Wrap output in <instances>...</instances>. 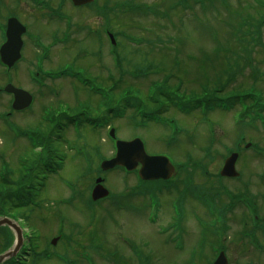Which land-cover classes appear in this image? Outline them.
I'll return each mask as SVG.
<instances>
[{
    "label": "rangeland",
    "instance_id": "rangeland-1",
    "mask_svg": "<svg viewBox=\"0 0 264 264\" xmlns=\"http://www.w3.org/2000/svg\"><path fill=\"white\" fill-rule=\"evenodd\" d=\"M149 1L151 0H148V2ZM254 1L255 0H214V3L207 6L206 12H201V10L204 9L197 5V12L195 15L190 14L188 11L182 12L181 15L178 14L179 16H177L176 19H178V17H181V20L179 22L177 21L176 25L178 26V28L175 31L167 20H158L149 15L147 17H140V19L135 20L136 25L140 22L141 24L139 26H136L134 24L136 27L134 26L132 29H129L127 27L129 23H127V25H124V28L127 27L126 29H117L118 27H114L112 28V30L115 31L117 29L118 37L115 33V37H117L116 40H120L121 42L120 44L116 43L115 45L116 55L114 53V57L116 56L118 58H116L118 61L114 60L113 56L109 54V52L106 54V49H108V46H104L102 44H100L99 46V49L102 52V56H100V62L97 61L98 59L93 56V52L97 50V48H95L97 41H95L96 39L94 38H89L90 40L84 39L87 36H92V33H89L87 31L91 28L87 27L89 25H85L84 27L80 22H82L81 20H84L86 17L88 18V21H90V23L94 26V28L98 27V22L94 18L93 14L84 15V17H81V15L79 16L78 12H76L77 14L75 13L73 17L74 24L71 26V28L68 29V31H66L68 32L69 40L64 43V46L63 44H58V46H56L58 48H52L50 57L48 59L49 63H46V66L54 68L53 70H56L62 68L63 66H65V64L70 67L71 63H73L75 67H85L86 72H88L89 74L91 72L93 75H96L98 77L96 79L101 82L103 86L111 84L112 81L108 79L110 75L113 76V80H115L116 77L117 80L120 79V86L126 83H132L133 85H130L131 88H134V86L136 85L138 86V88H141V90L145 91L144 89L148 87L152 80L154 83H156L157 81L162 80L164 74L153 73L149 71V73L146 72L143 77L132 79L129 77L128 71H130L133 66L141 65V63L143 62L148 63L150 61V63L153 64L160 62L166 64L170 62L173 55L176 58H179L181 63L184 64V70L181 75L186 77L185 71H187L188 76L191 77L193 76L194 71H197V68L194 64L196 63V61H191L189 58H192V60H197L200 58L201 61H206L203 60L204 55H201L203 54V52L207 54L206 56L208 57L209 55H212V52L216 46L214 44L215 40L213 39V36L222 41L225 37H230L228 35L231 29L229 25L241 22V25H246V27L250 25V30L256 33L258 37L261 38L262 46H257L256 49H254V52L251 53V66H247L242 72H238V74H243L236 76L235 83H232V85L231 83L230 85H226L225 90L230 88L245 89L246 87L248 88V84L254 83V80H252L251 76H246V73H250V71L252 72V70L257 68L258 72H260V75H264V22L260 23V21L264 18V10L259 9L260 4ZM78 26L82 27V30H77ZM258 26L260 27L258 28ZM226 29L227 32L225 34ZM58 31H61V29H59ZM214 33H216V35ZM123 35H130L132 37L134 36L136 39L142 40V43L138 44L137 47L136 45H134L135 43L128 41L124 38ZM172 38H174L173 41H178L180 38L183 41V43L180 44V40L176 48V50L180 49L182 51H179V55L177 54V52L173 53V43H160L161 40L172 42V40H168ZM175 38H177L178 40ZM158 39L161 40L158 41ZM148 43L153 44H150V46H148ZM229 44H231V42ZM80 47H84L87 49L86 52L89 53L90 58L85 55H79V49L84 50ZM33 50L35 51V53H37L35 48H33ZM24 51L27 53V51H29V46H27ZM117 52H119L118 55ZM77 54L79 55L78 58ZM215 60L221 61L222 59ZM231 61L233 62L234 60ZM243 61L244 59H240V65L241 63H243ZM234 69H237V67H235ZM24 71V69H21L22 74H20L18 78H20V84L30 89V87L25 85L28 82L24 76ZM120 72H122V74ZM85 77H88L89 79L92 78V76L87 75V73L85 74ZM261 79L262 78H260L259 81L255 83V88L261 92L262 98H264V79ZM59 80L60 81H53L48 83L51 87L58 90L59 93H57V95L51 94V96H44L47 99V102H43L44 97H42V95H40L41 93L39 94V91L37 92V90L35 89V94H39V97H36L34 104L31 105V109L27 112H23L22 114H15L12 117V123L16 127L20 128V130L36 127L40 131L45 132L46 130H48V127L44 125L46 122L41 121V116H39L41 115V110L45 107H50L49 105H47L49 104V102L53 101V105L56 104V101L58 100L63 101L66 105L68 104L71 109L78 106L79 103H85V101L91 100L90 103H92V106L94 107V113L98 112L96 110V103L97 99H99V96H97L98 98L90 97L84 89H81V84H78L76 82H69V80L72 81L71 78L69 79L68 77H64ZM167 84H169L170 90H173L171 89V86L178 84V81L174 78H169ZM234 84H237V86H233ZM238 84H241V86H238ZM198 87L199 86L194 82H187L186 80H184V78H182L180 90H185L188 92V90L191 89L196 91L198 90ZM41 92L42 94L44 93L42 89ZM100 98H102V95L100 96ZM7 100V97H4V102H2V99H0V112L7 110ZM68 106L65 107V110L67 111L70 109ZM94 110L92 109V111ZM232 111L229 112V115L226 112L215 109L207 112L204 116H201L197 113L198 111L192 112L191 109V113H193L192 116H182L175 113L173 109H169V112L165 114L169 117L173 116L176 119L175 124L177 128L183 127L184 129L192 131L193 135H195V138H193L194 141L198 142L202 146L207 143V139L205 137L206 133L208 134L209 132V124H211L210 126L213 130L212 138L215 139L212 142L211 152L209 153L212 156H209V154H205V152H202V150L196 145H194L193 147L184 145L181 149L182 151H180V148L177 149V146L172 147L171 145H169L171 147L169 148L168 152L173 157H176L174 158V161L184 160V148L191 150L190 153L193 160L198 159L196 161L197 166L194 173V175H196L195 181L197 184H200V179L203 178L202 171L200 169L205 167L204 170H207L211 173L217 170V168H219L221 165V160L227 150V147L231 146V142L229 141L228 137H232V134L235 131V127H233L235 124L231 120V117H229L231 116ZM135 120H137V118H135ZM2 125L4 126L3 128H5L6 132L4 133L2 131L3 128L0 127V153L2 154L0 156V168L1 162H5L7 164L9 162L10 169L14 170V176L18 177L19 174H16V166L17 163H21V160H19L18 158L29 156V152H27L29 146L27 142L28 140L23 139L21 135H15L8 125ZM115 126L116 128L114 133L120 139H130L136 135L140 136L144 141L145 148L147 150L146 152L149 153L152 151L159 152L166 150L164 143H167L168 135L172 134V129L170 126L166 127L158 124H148L145 128L136 126V123L133 124V122L130 121V116L128 115V113L124 116V118L117 120ZM71 128V126H68L67 130H64V137H66L67 139V144H55L53 142L54 145H51L52 148L60 149L65 152V161L62 165V169L59 170L56 174L51 175L47 180V186L44 187V191H42L39 196V200L41 201L52 200L54 202L55 200L60 199L61 201H59L62 202L64 201V199H68L73 191V187L66 184H68L69 182L82 184V181L77 179V177H79L77 175L80 174L82 168V163H80V159L82 157L80 155H74V150L75 148H78V146L82 147V150L85 153L84 155H87L90 159L93 157V155L95 156L96 154L101 152L99 148L102 149L103 156L111 155V143L106 138L107 129H101L100 132H93L92 130H89L85 127H81L77 131H74ZM262 128L264 127L262 126ZM6 129H10L11 135L8 132L9 130ZM226 133H228L229 135ZM85 141L87 142L89 147L95 150L93 153L86 147ZM103 142L106 145H104ZM66 146L68 147L67 150H65ZM205 155L209 156L208 158H212L210 160L206 158L207 160L205 161L204 159L203 163H201V159L203 157H206ZM96 160L97 159H95V165ZM122 174L123 173L116 171L112 174L109 173L107 175V182H105L104 185H107L108 188L114 192V194H119L120 192H122L125 189L124 186H129L130 188L132 185H134V179L130 176H128V182L126 184H123L124 181L122 180ZM215 183L214 185H216ZM85 184H87V182H85ZM173 200L174 198H172L170 202ZM80 201L81 200L79 199L72 200L69 201L70 204H63L64 206H61V209L63 211L62 213L64 215L63 220L62 217H57L56 219V216H53L51 209L52 207L56 208L57 205H51L49 204L50 202L48 204H42L41 206L43 207H41V210L43 211L37 214L35 210L31 209L30 206H24L21 207V209H14V212L19 215L21 214V219L19 218V221L21 222V224H23L21 227L23 236L27 237V239L29 238L30 242L32 241V237L30 238L29 235L32 232V229L35 228L33 235L35 237V240H37L36 246L38 247L44 245V237H52L56 234L57 225L58 228H65V231L69 233L72 241L70 243H66L63 241L60 242V244L58 243L59 245L56 244V246L58 245L56 249H58L59 251H64V249L68 250L67 253H64L67 259L64 264H75L76 260L79 264H86L81 258L76 256L75 250L73 254L71 252L74 249L73 247H77L76 243H81V239L84 240L82 241L84 245L88 244V247L91 245H97V240H100L99 242L101 243H98V247L101 248L102 255L111 256L109 250L113 249V251L117 253V256H119L120 258L123 256L119 255L118 249H121V239L127 232L130 233L129 235H131L132 237H142L143 239H145V245H147L146 247L149 251H161V249H163L164 247L163 243L167 242V240H165L167 235L162 236L157 234V229L152 225L145 224L143 222L142 216L137 212H134L132 210L123 212L120 209H117V214L113 215L114 209L108 203L113 200H107L101 203L102 206L104 205V207H106L105 210L101 212L102 225H85L86 222H88L87 218H91L92 220V217L91 215H87V204L82 205ZM179 202L182 203V200H180ZM47 207L51 212H48V209H46ZM199 207L200 206L198 205L195 206L196 214L198 213L197 210H199ZM110 208L112 209V213H110ZM85 210L86 212H84ZM173 213L174 222L177 223V229L183 230V223L190 231V227L194 226L195 223V218L192 215L191 206L189 204H185L182 206V209L178 207V209H176V211H173ZM109 214H111V217H109ZM119 219L126 221L127 224H125L127 225V227L125 231L120 228ZM59 220L64 221V224L59 223ZM159 221L163 224H167L166 227L172 224L173 219L170 216L167 207H165L164 210L160 212ZM122 222L124 223V221ZM73 223H75V225ZM85 226L88 227L86 228ZM189 231L187 232L189 241H192L196 238V233L193 234ZM143 235H145L146 237H144ZM65 237L66 236L64 235L62 240H64ZM77 239L80 240L77 241ZM184 244L186 249H188L189 246H187L186 243ZM124 253H126V251H124ZM154 261L157 262L156 259H154ZM155 262L154 264H157ZM96 263L111 264L110 261L102 259V257H100L99 260L97 259ZM36 264L57 263L52 258H50L46 259V262L39 261Z\"/></svg>",
    "mask_w": 264,
    "mask_h": 264
},
{
    "label": "flooded vegetation",
    "instance_id": "flooded-vegetation-1",
    "mask_svg": "<svg viewBox=\"0 0 264 264\" xmlns=\"http://www.w3.org/2000/svg\"><path fill=\"white\" fill-rule=\"evenodd\" d=\"M137 1L134 0L135 7L139 3ZM158 1L160 5L162 0ZM131 3L132 0H83L79 4L74 3L72 0H0V48L6 41L5 34L9 23L13 24L18 21L24 27L21 35V57L26 59L28 64L33 63L35 67L34 63L37 58L33 50L35 48L41 54L38 57L41 63H49L47 60L50 57L52 48H58L56 47L58 44L64 46V33L74 24L73 17L76 12L81 17L89 14L94 15L98 22L97 28H94L86 17L81 20L83 23L80 22L84 27L89 25L87 27L91 29L87 30L88 32L96 31L102 23L107 25L105 30H108L109 26L115 24V18L118 14L117 8L124 4L129 8ZM13 29L15 31L17 28L13 26ZM59 29L61 31H58ZM27 46H29V51L26 53L24 49ZM20 60L7 68L0 56V99H2V102H4L5 97L4 85L7 83H11L16 87L20 85V78H18L22 74ZM43 64L40 68L35 67L37 69L36 74L40 75L41 78H44L46 72L51 73L49 70L44 69ZM23 69L25 70L24 76L28 77L29 68L25 67ZM45 79H47L46 84L49 86L48 83L51 79L47 78L46 75ZM42 91L44 92L40 94L42 97L58 93L57 89L52 90V88H46ZM10 96L12 99L11 94ZM43 102H47L45 97ZM52 103L53 101L49 102L47 105L50 107L41 110L39 116H41V121L46 122L44 125L47 127H49L47 123L50 122V119L54 118V125L61 127V130L63 129L61 138L64 140V102L61 100L56 101L57 106L52 105ZM59 106L61 110H57ZM48 109H50L47 112L48 116L43 115L44 111ZM256 109L260 110L261 106H256ZM4 112L2 111L0 114H4ZM15 114H18V112L9 111L7 116ZM237 137L239 141L237 140L236 147L238 149L236 151L238 156L235 161V168L239 173L235 177H219L221 179L220 184L216 186L212 184L209 187L210 195L215 199L210 204H189L195 218L194 226L190 227V231L183 223L184 229H177V223L174 222V213L168 208L167 210L173 219L172 224L166 227L167 224L161 223L159 217L157 219L161 233L159 235H167L165 238L167 242L163 243L164 247L161 251H149L147 245H145V239L132 237L127 232L121 239L122 245L121 249H118L119 254L124 255L122 251H126L129 256L136 257L132 259V264H148V254L156 255L160 264H212L220 253L225 256L226 264H264V163L261 158V151L264 150V130L260 131L255 126L246 125V127L239 130ZM36 149L43 152L42 146L33 148L34 151ZM177 168L173 184L184 187L186 189L184 195L194 193L196 189L195 170L179 168V166ZM134 184L136 186L132 185L130 188H135V200H133L131 194H134L133 190H129L128 193H125L124 204L121 201L108 203L114 209L113 215L117 214V209L123 212L132 210L140 214L143 222L147 224L149 204L144 203V192L147 191V183L135 180ZM81 195L83 196V194ZM103 202V199L92 202L91 208L94 210L95 217L92 220L89 219L85 225H102L101 212L104 205L102 206L101 203ZM48 203L30 201V204ZM80 203L82 205L90 204L87 200L85 202L81 200ZM49 204H58V202H50ZM176 205V209L178 207L182 209L185 204ZM196 205L200 206L197 214L195 213ZM164 208L163 205L161 210L163 211ZM119 221L120 228L125 231L126 221L120 219ZM214 221L217 228L215 233L212 231ZM188 231L193 234L196 233L194 240L189 241ZM82 241L84 240L81 239L80 245L85 247L86 245L84 246ZM184 243L189 246L188 249H186ZM26 244V241H24L19 250L18 261L26 259L24 255ZM95 246L93 245V247ZM109 251L111 254L117 255L113 249ZM182 257L186 259L180 260Z\"/></svg>",
    "mask_w": 264,
    "mask_h": 264
},
{
    "label": "trees",
    "instance_id": "trees-1",
    "mask_svg": "<svg viewBox=\"0 0 264 264\" xmlns=\"http://www.w3.org/2000/svg\"><path fill=\"white\" fill-rule=\"evenodd\" d=\"M203 67V66H201ZM177 71V72H176ZM173 73L176 74L178 72H182V68L179 70H176ZM159 72V71H157ZM173 74V75H174ZM170 76V74H168ZM215 79L213 81H207L205 84L210 85V89L203 90L202 93H198V96H191L189 99H185L184 101H176V98H179L180 95L177 92V87H171L170 90L169 85L167 82H162L159 84L152 83L149 85L150 95L149 100L147 98H143L141 96H138V91L136 89H131L129 85L126 86H120L119 85V79L116 81L115 86L118 88L117 94V100L118 104L123 101L124 102V108L130 107L131 105H135L136 107L142 106L145 108V111L151 110L153 114H159L160 110H165L167 105L170 103H173V101L180 102L181 105L185 104V106H188V104L195 102L196 107L200 105V102L206 100L207 103H213L215 101L220 100V94L217 95L218 92V86H220L221 83V76L220 74L214 75ZM181 77V78H180ZM203 78H207L206 75L202 76ZM183 76L178 75L176 79L182 80ZM186 79V78H185ZM200 82V83H204ZM212 82V83H210ZM210 83V84H209ZM220 88V87H219ZM98 90V87H96ZM112 91V88L110 89ZM213 90V91H211ZM148 102L153 103V108L149 109L146 108ZM190 102V103H189ZM175 103V102H174ZM187 104V105H186ZM122 113L123 109L121 111L118 110L117 113ZM70 123V121L66 120L64 122V126L67 123ZM28 139L31 144V146H34L35 144H43L46 145V135L40 134V133H32L28 134ZM54 154V151H52ZM45 158H48L44 156ZM43 160V159H42ZM29 165V164H28ZM52 165L50 164V167ZM46 168L43 167V161L40 163L33 164L32 166L28 167H22L20 171V175L18 178H16L15 182L9 183L7 182L5 178L4 183H6L5 186H3L2 189H0V213L5 214L6 212H9L10 210H14L17 208L24 207L29 205L28 202L36 200L40 192L42 191V187L44 186V180L45 176L43 174V171ZM52 169V167L50 168ZM51 171V170H50ZM0 236H1V242H0V252L4 250L6 247L9 246L12 240L11 233L8 231L6 227L0 228ZM2 264H20V262H15L13 259L7 260ZM22 264V263H21Z\"/></svg>",
    "mask_w": 264,
    "mask_h": 264
},
{
    "label": "water",
    "instance_id": "water-1",
    "mask_svg": "<svg viewBox=\"0 0 264 264\" xmlns=\"http://www.w3.org/2000/svg\"><path fill=\"white\" fill-rule=\"evenodd\" d=\"M76 4L81 3L83 0H73ZM8 36V42L12 41L13 35L15 36V39L18 41V35L19 33H12L11 30L9 29V32L6 34ZM7 42V43H8ZM6 43V44H7ZM5 45V44H4ZM18 47L16 48V52L18 54ZM16 54V55H17ZM15 54L9 55V56H2V60L10 65L13 61V56H16ZM7 90L13 91L15 94V100L13 103V107L15 108H22L25 107L26 105L29 104L30 102V95L26 93L25 91L21 89H16L13 88L12 86L9 87V85L6 87ZM113 130H111L110 133H112ZM116 146H117V152L114 158L103 161L101 163L102 168H110L114 166L115 164L119 165H124L127 168H133L136 165V162L139 161L141 163V167L139 169V174L142 178L144 179H154V178H167L173 171L172 165L169 163L168 159L165 156L159 155V156H150L147 155L144 151L143 144L142 142L138 139L135 138L131 141H116ZM132 153V157L128 158V154ZM233 156V155H232ZM231 156V157H232ZM230 157V158H231ZM230 161H225L223 167L221 168V174H228L229 170H232L231 167V159ZM230 162V163H228ZM107 191L101 188L99 185L96 187L93 192H92V198H98L101 196H104ZM1 225H7L10 228H12L15 232L16 239L14 240L15 243L12 248H10L7 251H4L0 254V263L3 262V260L9 256H12L18 249L21 241H22V236H21V230L19 226L16 224L15 221L11 220L8 217H2L0 219V226ZM219 264V263H217Z\"/></svg>",
    "mask_w": 264,
    "mask_h": 264
}]
</instances>
